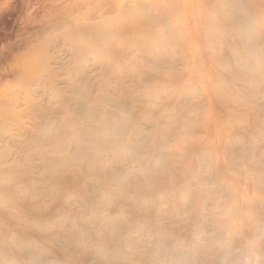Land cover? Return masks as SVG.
Instances as JSON below:
<instances>
[{
	"label": "rangeland",
	"instance_id": "1",
	"mask_svg": "<svg viewBox=\"0 0 264 264\" xmlns=\"http://www.w3.org/2000/svg\"><path fill=\"white\" fill-rule=\"evenodd\" d=\"M0 264H264V0H0Z\"/></svg>",
	"mask_w": 264,
	"mask_h": 264
},
{
	"label": "bare ground",
	"instance_id": "2",
	"mask_svg": "<svg viewBox=\"0 0 264 264\" xmlns=\"http://www.w3.org/2000/svg\"><path fill=\"white\" fill-rule=\"evenodd\" d=\"M243 20V19H242ZM247 23V22H246Z\"/></svg>",
	"mask_w": 264,
	"mask_h": 264
}]
</instances>
